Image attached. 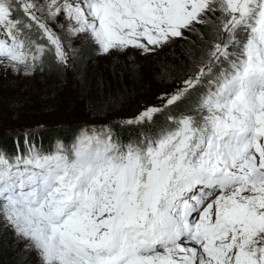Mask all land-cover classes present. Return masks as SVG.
Listing matches in <instances>:
<instances>
[{
	"label": "snow or ice",
	"instance_id": "1",
	"mask_svg": "<svg viewBox=\"0 0 264 264\" xmlns=\"http://www.w3.org/2000/svg\"><path fill=\"white\" fill-rule=\"evenodd\" d=\"M185 33L204 47L161 65L158 104L113 124L134 93L87 97L107 122L0 147V233L21 264H264V0H0V85H42L85 46L134 61Z\"/></svg>",
	"mask_w": 264,
	"mask_h": 264
},
{
	"label": "trees",
	"instance_id": "2",
	"mask_svg": "<svg viewBox=\"0 0 264 264\" xmlns=\"http://www.w3.org/2000/svg\"><path fill=\"white\" fill-rule=\"evenodd\" d=\"M203 31V29H202ZM187 39H183L181 41H178V44L175 48L177 49V56H175V50L173 51L174 56H172V53L169 52V56L166 60H163L161 65L165 66H172L174 69L179 70L182 68H185L188 64V58L186 55V50L191 49L193 52H195L197 55L200 54V50L204 47L203 41L200 39L198 35L190 34L186 36ZM207 33L205 32V39H207ZM180 40V39H179ZM89 51L86 49H82L79 53V58L75 62V66L82 67L81 70V77L79 83H76L78 85V88L75 91V94L71 96V100L67 102V108L73 109L74 107L83 106L81 108L85 107V98L91 97L95 98L96 96H109V95H115L118 92H122L125 90V87L127 88V91L129 93H134L135 95H141L139 94L142 89L140 87V78H138L139 73L137 71L136 65L138 64V60H134V64L128 65L126 62V58L124 56H120L118 59L116 58L117 65L111 66V67H105L98 66V64L103 63L102 61H97L95 65H89L86 63L88 58H91L89 56ZM115 59L113 56H108V58ZM92 59V58H91ZM131 62V61H129ZM77 68V67H76ZM113 68H115V75H113ZM134 69V71H133ZM161 69H159L160 72ZM158 72V73H159ZM45 76L49 81L54 83L55 89L51 91L50 94L52 95V101L51 105L49 107L53 108L56 103L59 101L57 99L58 95V89L57 84L62 82V70H58L55 68L52 69H46ZM156 74V72H155ZM153 74L149 78L156 79L157 75ZM46 79V80H47ZM144 79V78H143ZM142 79V81H143ZM138 80V81H137ZM134 88V89H133ZM3 90L0 87V91ZM154 91V90H153ZM41 96L43 95L42 92L40 93ZM27 98H18L13 99L11 101H7V99H4L6 101L5 109L7 114L9 115L10 119L13 118L14 113L18 116L21 114L26 113L27 111H31L32 109L27 105ZM131 99V98H130ZM10 100V99H9ZM58 100V101H57ZM1 101V97H0ZM44 102V101H43ZM61 102V101H60ZM1 105V103H0ZM41 106H36L38 110L44 109L43 106H46L45 103L39 104ZM34 108V110H37ZM86 113L88 112L85 109H82ZM69 111V110H67ZM124 109H120L117 112H110L108 113L109 119H111V122L113 124L116 123V120L120 117H124L123 115ZM25 115V114H24ZM27 115V113H26ZM82 116L83 115H77ZM101 122H107L104 118V116L97 117L94 113L90 116L89 120L83 121L81 120L78 123L72 122L69 125H59V126H48L45 128H42L39 130V135L35 137V141L37 144H42L44 149H49L50 145L53 144L57 137L63 139L65 143H68L72 140L73 134L76 132V130L82 125H94ZM14 122H9L6 124H12ZM21 126H10L9 128H12V130L6 129V135H0V147H3L7 149L9 152L14 151V137L16 136L15 129L19 128ZM119 131V129H117ZM13 132L12 134H10ZM127 131L124 133V139L127 140ZM23 140L20 138L21 147H23ZM0 233V264H21L19 253L18 251H9V247L11 245H8L6 243L7 239L5 235H1ZM5 234V233H4ZM23 264H29L27 261H23Z\"/></svg>",
	"mask_w": 264,
	"mask_h": 264
},
{
	"label": "rangeland",
	"instance_id": "3",
	"mask_svg": "<svg viewBox=\"0 0 264 264\" xmlns=\"http://www.w3.org/2000/svg\"><path fill=\"white\" fill-rule=\"evenodd\" d=\"M54 30H57L54 27ZM191 33H185V36L190 35ZM178 41L181 40H174L173 43L170 45H167L165 48L160 50L158 53L150 54L148 56H140L138 53L135 55V58L138 60V64L136 65L137 71L140 76V87L142 91L139 93L141 95H135L134 99H129L127 104L122 105L119 107L117 111L120 109H124L123 115L124 117H130L136 112L140 110L141 104L144 105H150V104H158L159 101L156 99L157 94L162 92L165 87V85L161 84L159 80L149 78L153 74L158 75L159 69H161V63L163 60H166L169 56V52L172 53V56H177L175 50L176 46L179 45ZM73 46L76 48H80V41L79 40H73ZM94 46H85L84 49L88 50L89 56L91 58H88L86 63L89 65H95L97 61H102L103 63L98 64L100 68L105 67H111L117 65V60L108 58V56H96L93 54L92 48ZM175 50V53L173 54V51ZM135 59V60H136ZM128 65L134 64V62H129V60H126ZM77 67V68H76ZM116 67V66H115ZM81 70L82 67L75 66L74 69L69 70L67 72L62 71L61 77L62 82L57 84L58 89V97L59 101L56 103V105L51 108L49 107L51 105L52 101V94L51 91L55 89L54 83L49 81L45 74L43 75L42 79L45 81L44 84H38L36 79H33L31 81H8L5 80L2 82V85L0 87L3 89L0 91V97H1V105H0V112L3 114V124L2 129H0V135H6V129H8L10 126H21L19 128H14L15 133L22 132L25 128H33L38 124H43L44 127L48 126H59V125H69L72 122L78 123L81 120L84 122L89 120L90 116L92 114H89V112H85L81 108L83 106L74 107L73 109L67 108V102L71 100V96L75 94L76 89L78 88V85L76 83H79L80 77H81ZM144 78V79H143ZM47 79V80H46ZM143 79V81H142ZM138 81V80H137ZM27 84V91H23L24 85ZM79 89V88H78ZM134 89V88H133ZM154 90V91H153ZM42 92L43 95L41 96L40 93ZM27 98V105L32 109L31 111H27L26 113L21 114L20 116L17 115L18 118H12L10 119L9 115L6 112L5 105L6 101L4 99H7V101H11L13 99L18 98ZM10 99V100H9ZM44 101V102H43ZM61 101V102H60ZM43 105L45 103L46 106H43L44 109L38 110L36 106H41L39 104ZM36 108L37 110H34ZM53 109L52 111H48L47 109ZM69 110V111H67ZM115 111V112H117ZM77 115H83L77 116ZM101 118V116H100ZM9 122H14L12 124H6ZM9 130H12V128H9ZM11 132L10 134H12ZM1 235H5L7 241L6 243L8 245H11L9 247V251H17L16 244L11 237L9 233H2ZM25 261H27L29 264H34V260L32 257H28Z\"/></svg>",
	"mask_w": 264,
	"mask_h": 264
}]
</instances>
